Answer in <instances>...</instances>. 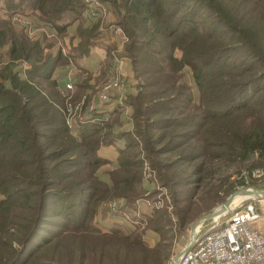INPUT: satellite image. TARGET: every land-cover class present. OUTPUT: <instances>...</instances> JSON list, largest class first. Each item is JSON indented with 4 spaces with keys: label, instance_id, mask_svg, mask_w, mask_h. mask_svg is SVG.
Listing matches in <instances>:
<instances>
[{
    "label": "trees",
    "instance_id": "trees-1",
    "mask_svg": "<svg viewBox=\"0 0 264 264\" xmlns=\"http://www.w3.org/2000/svg\"><path fill=\"white\" fill-rule=\"evenodd\" d=\"M102 3L127 37L134 90L126 113L116 106L91 121L103 115L83 111L69 128L55 74L92 59L99 21L85 20L83 0H0V264H167L168 207L180 234L249 186L252 171L264 172V0ZM58 41L67 54L46 51ZM110 63L107 47L100 73L77 65L72 101ZM146 169L171 202L142 211L134 229L102 231V204L121 199L133 209L155 192L143 184Z\"/></svg>",
    "mask_w": 264,
    "mask_h": 264
},
{
    "label": "built area",
    "instance_id": "built-area-1",
    "mask_svg": "<svg viewBox=\"0 0 264 264\" xmlns=\"http://www.w3.org/2000/svg\"><path fill=\"white\" fill-rule=\"evenodd\" d=\"M83 2V16L87 19H94V22L99 21L101 29L107 28L112 33L111 66L105 77L87 90L76 102L72 101L75 74L78 70L76 63L69 60L68 64L57 69L66 75L61 90L64 104L60 110L69 128H73L77 121H81L83 111L101 113L103 115L101 118L95 117L90 120L102 121L109 118V112L116 106L125 109L124 113L128 110L124 100L129 89L130 79L124 71V64L126 60L130 61L123 55L127 37L114 21H108L109 24L105 23L104 18L110 13L103 3L97 0H83ZM12 20L27 23V20H24L20 15H13ZM26 30L31 35L39 31V29H33L31 26H27ZM56 46L63 55L67 54V48L60 41L56 43ZM105 60V57L102 58L101 62L94 66L93 71L95 73H100L104 68ZM135 82L134 80V84ZM254 174L264 175V172L261 169H256L251 172V176L253 177ZM152 177L146 169L143 184H147ZM239 187L242 185L237 187L238 190ZM145 200L148 207L152 205L149 200ZM141 201L142 199L137 200L133 209L127 208L121 199L104 203L100 206L105 207L104 218L98 212L95 221L101 220L100 224L103 228H99L102 231H109L112 224H124L128 228L134 229L139 224L141 212L146 211L145 209L140 210ZM259 218L260 215L253 204H240L229 215L224 224H213L203 232L197 229L195 237H190L188 241V243L191 241V245L185 251L171 255L167 264H264V231L256 225Z\"/></svg>",
    "mask_w": 264,
    "mask_h": 264
},
{
    "label": "rangeland",
    "instance_id": "rangeland-1",
    "mask_svg": "<svg viewBox=\"0 0 264 264\" xmlns=\"http://www.w3.org/2000/svg\"><path fill=\"white\" fill-rule=\"evenodd\" d=\"M98 2H101L102 3V0H97ZM106 5V4H105ZM0 14H4V12H2L0 10ZM110 14L106 15L107 17L109 16ZM105 16V17H106ZM111 18L113 19L114 21V18L112 17V15H110ZM70 32L72 33V28L70 29ZM67 42V41H66ZM111 45V44H109ZM103 46H106V47H110V50L112 49V46H107L106 45H103ZM105 77V76H104ZM102 80V79H101ZM100 80V81H101ZM99 81V82H100ZM130 85H133L134 86V83H131L130 82ZM129 90V89H128ZM134 90V88L132 89ZM113 150V149H112ZM104 154H106L108 157H110L111 159L115 156V151H104L103 152ZM246 167H241V169H245ZM235 168L231 167L228 169L229 172H232ZM240 169V168H239ZM244 173V172H243ZM154 177V175H152ZM237 175H234V178H230L231 180L230 181H234L236 180L235 177ZM152 177V178H153ZM155 179V177H154ZM248 181L250 182V185L247 186V187H239V190H242V189H249V190H258V191H264V175L262 174H254V176L252 177H249L248 178ZM149 187L150 190H155V192H152L153 194H151V196L147 199L149 200V203L152 204L153 207H159V208H165L166 207V204H168L169 202H171V199L169 198V200L167 199V197H171L170 194H169V191L168 189L166 188H163L161 187L156 181L153 180V182H147V185L146 187ZM202 189L203 188H200V190L197 191L195 197H194V203L192 204V210L195 212V211H199L200 210V207H202L203 205V202L200 201L199 199V195L202 194ZM237 189V191H239ZM233 193V192H232ZM231 193H229L227 196H225L221 202V204L226 200V198L230 195ZM145 199H142L141 203H140V210H149L150 206L148 207L147 206V201ZM245 203H251L253 204L255 210L258 212V214L260 215V218L259 220L256 222V225L259 229H261L262 231H264V197H258V198H252V199H246L244 201H242L241 204H245ZM217 205L215 206L212 211H214L215 209H217L218 207H220V205ZM238 207V206H237ZM235 207V208H237ZM235 208H230L229 210H227L225 213H223V215L221 216H218L219 218H216V217H212L210 219H206L204 220L203 222H201V218L210 214L211 212H202L200 213V215H202L200 218H198L197 220H194L192 222H189L186 224V227L184 228V230L178 234L176 232V217L175 215L173 214V208L172 207H168L167 210L168 212H170V218H171V222H172V225H170L172 228V233H173V237L172 239L169 241L171 242V246H170V251H171V255H175L177 254V252L182 248L184 247L189 239H190V236H191V233H192V227L195 225V224H199L198 228L201 232L209 229V227L213 224H218V225H222L225 223L226 219L229 217V215L235 210ZM99 214H101V217L104 218V214H105V207H100L99 209ZM131 215V214H130ZM215 218V219H214ZM107 219V218H106ZM200 219V220H199ZM100 221L101 220H98L96 222V225L98 227H102V225L100 224ZM103 222V221H102ZM127 228L128 226H125L124 224H112V226L109 228V230L113 229V228ZM103 228V227H102ZM106 229V228H105ZM104 231V230H103ZM104 232H108V231H104ZM146 233V232H145ZM156 241V239H153L152 243H154Z\"/></svg>",
    "mask_w": 264,
    "mask_h": 264
},
{
    "label": "crops",
    "instance_id": "crops-1",
    "mask_svg": "<svg viewBox=\"0 0 264 264\" xmlns=\"http://www.w3.org/2000/svg\"><path fill=\"white\" fill-rule=\"evenodd\" d=\"M85 20H88V22H94L93 21L94 19H90V18H88V19L85 18ZM104 20H106L105 23H107V24H109V22H113V19L111 18L110 15L108 17L106 16L104 18ZM77 23H78V21H75L72 24H70V26L68 27V31H67L68 36H74V33L76 31V27H77ZM71 28H72V31H73L72 33L70 32ZM99 30L102 32V34H101L100 40L98 41L99 43L94 45L93 48H92V51H91L92 59H90V58H88V59L87 58L80 59L79 62H77L76 65H78L80 67H83L85 69H87V68H92L93 69L96 64L101 62L102 58H104V57L106 58L107 57V47L103 46V45L107 44V46H112L113 47V42L111 41L112 40V33L107 28L106 29L105 28L101 29L99 27ZM65 41H68V38H66ZM109 44H111V45H109ZM46 51H49L52 54H55V53L58 52V47L55 44L50 49H46ZM124 71H125L126 75L128 76V78L130 79V82L134 83V80L132 78V72H131V64H130V62H128V60H126V62L124 64ZM55 77L58 78L62 82V85L64 84L66 75L63 72H58V73L56 72ZM129 88L132 89L133 85H129ZM105 150L106 151H110V150L113 151L112 149H104L101 152L102 156H104V157H108L106 154L103 153Z\"/></svg>",
    "mask_w": 264,
    "mask_h": 264
},
{
    "label": "water",
    "instance_id": "water-1",
    "mask_svg": "<svg viewBox=\"0 0 264 264\" xmlns=\"http://www.w3.org/2000/svg\"><path fill=\"white\" fill-rule=\"evenodd\" d=\"M251 190L249 189H242V190H239V191H235L233 193H231L227 198L226 200L220 205V207H218L217 209H215L214 211H212L210 214L204 216L201 218V222H203L204 220L206 219H210L212 217H218V216H221L223 215V213H225L227 210L230 209V203L233 199V197L239 193V192H242V193H248L250 192ZM254 191V190H253ZM256 192H261V195L262 197H264V191H258V190H255ZM200 220V219H199ZM198 225L195 224L193 227H192V233H191V238H194L195 235H196V230H195V227ZM191 245V241L189 243H187L178 253H181L183 251H185L189 246Z\"/></svg>",
    "mask_w": 264,
    "mask_h": 264
},
{
    "label": "bare ground",
    "instance_id": "bare-ground-1",
    "mask_svg": "<svg viewBox=\"0 0 264 264\" xmlns=\"http://www.w3.org/2000/svg\"><path fill=\"white\" fill-rule=\"evenodd\" d=\"M260 195H261V192H256L255 190L254 191L251 190L248 193L239 192L233 197V199L230 203V208H235V207L239 206L242 203V201H244L246 199L262 197ZM216 218H219V217H216ZM198 226H199V224L195 227V230H197Z\"/></svg>",
    "mask_w": 264,
    "mask_h": 264
}]
</instances>
